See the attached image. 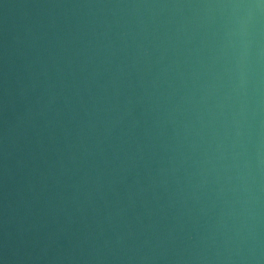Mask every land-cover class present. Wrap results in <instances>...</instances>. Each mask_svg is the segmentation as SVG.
Listing matches in <instances>:
<instances>
[{"label":"water","instance_id":"95a60500","mask_svg":"<svg viewBox=\"0 0 264 264\" xmlns=\"http://www.w3.org/2000/svg\"><path fill=\"white\" fill-rule=\"evenodd\" d=\"M0 264H264V0H0Z\"/></svg>","mask_w":264,"mask_h":264}]
</instances>
